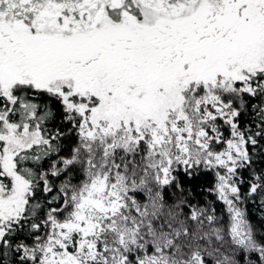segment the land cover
Here are the masks:
<instances>
[{
	"label": "snow or ice",
	"instance_id": "1",
	"mask_svg": "<svg viewBox=\"0 0 264 264\" xmlns=\"http://www.w3.org/2000/svg\"><path fill=\"white\" fill-rule=\"evenodd\" d=\"M0 264H264V0H0Z\"/></svg>",
	"mask_w": 264,
	"mask_h": 264
}]
</instances>
